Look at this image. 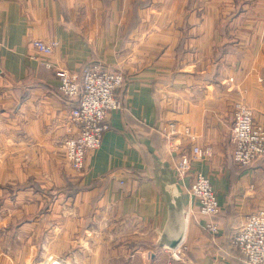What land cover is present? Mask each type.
<instances>
[{"label":"crops","instance_id":"0c3cea01","mask_svg":"<svg viewBox=\"0 0 264 264\" xmlns=\"http://www.w3.org/2000/svg\"><path fill=\"white\" fill-rule=\"evenodd\" d=\"M35 39L58 42L53 65L123 73L121 107L81 172L52 151L74 103ZM0 72V264L38 251L70 264H245L230 238L264 209V157L235 164L231 124L241 101L264 126V0H0ZM194 145L211 156L193 158ZM195 171L215 192L216 234L189 193Z\"/></svg>","mask_w":264,"mask_h":264},{"label":"built area","instance_id":"2783aa9c","mask_svg":"<svg viewBox=\"0 0 264 264\" xmlns=\"http://www.w3.org/2000/svg\"><path fill=\"white\" fill-rule=\"evenodd\" d=\"M32 44L37 55H42L43 63L53 68L59 79L58 92L66 100L75 101L67 114L66 132L62 147L65 161L75 172H81L88 153L96 150L101 143L103 133L108 129L109 113L121 107L116 94L124 82L121 71H112L100 66L90 65L80 71H72L53 65L49 57L58 43L35 39ZM1 73V72H0ZM176 132L174 124L166 136L171 137ZM182 135L191 140L194 134L187 128ZM232 160L239 166L250 165L258 158L264 157V126L253 120L251 109L239 101L234 104L231 124ZM193 158H208L211 150L197 145L192 147ZM191 170V158L181 155L176 162V172L180 177L186 176ZM189 193L198 202L199 213L210 218L205 222V229L210 234L218 232V224L212 217L219 211L215 192L205 175L193 172ZM231 243L244 258L245 264H264V209L249 213L242 223L234 229ZM179 258L180 252H173ZM39 264H67L49 257Z\"/></svg>","mask_w":264,"mask_h":264},{"label":"rangeland","instance_id":"374dc122","mask_svg":"<svg viewBox=\"0 0 264 264\" xmlns=\"http://www.w3.org/2000/svg\"><path fill=\"white\" fill-rule=\"evenodd\" d=\"M50 42L51 41H55V40H49ZM57 42V41H56ZM58 43V42H57ZM33 45V44H32ZM58 46V45H57ZM34 47V46H33ZM58 67H61V66H58ZM48 68V67H47ZM64 68V67H63ZM67 69V68H66ZM53 72H54V70H53ZM59 93V92H58ZM60 94V93H59ZM63 99H65L62 95H60ZM72 102H75V101H72ZM68 114V113H67ZM66 122H67V115H66V117L64 118V122H63V124H64V126H66ZM3 128H4V130H5V132H8L9 131V128H10V125L8 124V121H7V124H5V125H3ZM65 137V136H64ZM63 137V138H64ZM63 138H61V140H59V141H56V142H54V144L56 145V147L54 148V150H52V151H54V155L56 154V157H57V155H58V153H60L61 154V152L63 153L64 151H63V147H62V141H63ZM211 156V155H210ZM209 156V157H210ZM55 157V158H56ZM208 157V158H209ZM205 159H207V158H205ZM65 161V160H64ZM65 163L67 164V162L65 161ZM68 165V164H67ZM69 166V165H68ZM75 172V171H74ZM49 257H53V258H55V259H58V260H61V261H63V263L65 262V263H67V264H70L69 262H66L63 258H60V257H58V256H55V255H53V254H47V255H45V254H43V252H37V253H35V261H33V263L32 264H34L36 261V263L35 264H39V263H42V262H44V260H46V259H48ZM40 259V260H39ZM39 260V261H38Z\"/></svg>","mask_w":264,"mask_h":264},{"label":"trees","instance_id":"16d2710c","mask_svg":"<svg viewBox=\"0 0 264 264\" xmlns=\"http://www.w3.org/2000/svg\"><path fill=\"white\" fill-rule=\"evenodd\" d=\"M73 106H75V104H73ZM73 106H72V107H73ZM241 255H242V254H241Z\"/></svg>","mask_w":264,"mask_h":264}]
</instances>
